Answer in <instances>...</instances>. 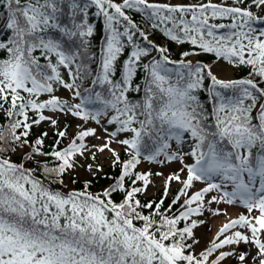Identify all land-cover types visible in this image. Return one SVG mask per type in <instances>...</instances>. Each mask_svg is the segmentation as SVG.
Returning <instances> with one entry per match:
<instances>
[{"label": "snow or ice", "instance_id": "obj_1", "mask_svg": "<svg viewBox=\"0 0 264 264\" xmlns=\"http://www.w3.org/2000/svg\"><path fill=\"white\" fill-rule=\"evenodd\" d=\"M0 6L6 10L0 26L9 33L0 40L6 56L0 58V111L8 117V124L0 125V264H225L230 258L233 264H264V29L257 33L253 27L264 23V15L255 11H264V0H232L231 5L212 0H0ZM93 6L104 17L106 38L93 87L81 90L77 80L92 75L81 56L94 32L88 22ZM127 10L142 13L152 29L200 52L183 51L173 60ZM224 19L230 22H210ZM52 30L62 39L46 36ZM137 34L144 44L136 41ZM128 46L120 79H113ZM38 50L46 64L35 55ZM201 52L225 61L217 64L222 73L242 66L250 71L240 79L220 78L212 65L189 59ZM61 67L68 69L69 81L62 78ZM137 67L146 73L142 88L132 83ZM57 85L70 92V100L55 95ZM201 90L210 98V113L198 96ZM130 91L143 96L131 100ZM43 94L48 99L41 100ZM69 116L85 123L61 148L67 126L60 127V117ZM90 121L98 128H88ZM42 122L55 136L47 151L48 131L29 139L33 125ZM125 133L130 135L120 138ZM88 137L104 142L89 145ZM114 145L128 159L122 160ZM18 150L28 160L46 159L38 162L39 169L26 167L11 158ZM106 152L112 166L121 167L115 185L94 194L86 178L82 190L65 183L77 167L91 175L103 172L95 162L97 153ZM78 158L92 163L80 165ZM142 160L167 174L133 172ZM172 164L178 167L169 169ZM153 175L166 182L163 198L142 204L137 194L147 191ZM126 179L131 181L127 187ZM173 182L182 188L172 205L182 210L170 216L171 205H164ZM197 183L204 186L190 193ZM114 192H123V200L115 201ZM222 203L242 205L245 212L197 252L195 229L207 224L211 231V225L208 217H194L225 214L226 209L211 207ZM145 209L151 211L145 214ZM241 243L255 251L224 250Z\"/></svg>", "mask_w": 264, "mask_h": 264}, {"label": "trees", "instance_id": "obj_2", "mask_svg": "<svg viewBox=\"0 0 264 264\" xmlns=\"http://www.w3.org/2000/svg\"><path fill=\"white\" fill-rule=\"evenodd\" d=\"M81 2L82 3L86 2V0H81ZM115 2L116 3H122V0H115ZM156 2H158V3H173V4H175V3L188 4V3H194V2H196V0H181L179 2H174L173 0H156ZM212 2L216 3V4L227 3L228 5H231L232 0H212ZM248 2L250 3V0H248ZM5 11L6 10L3 9L2 6H0V16H2ZM96 11H97V9L94 6L90 7L88 10V22L94 26V32H93V35L91 37L87 38L89 41L87 52H82L81 59L85 60L88 63L90 70L92 71V75L83 81L77 80V83L81 85V90H83V88H85V87H87V88L93 87L91 81L94 78L96 72L99 70L101 48L104 45L105 38H106L104 17L102 15L97 16L95 14ZM255 11L259 15H264V11H261L260 9H255ZM127 14L129 16H131V18L138 25H140V27L143 31H145L149 34V40L153 41L156 45L168 48L170 51V54H171V58L173 60L180 59L181 57L179 54L183 51H190L191 50L194 52H200V50L198 48L191 45L190 43L178 44L175 41H172L167 36H165L164 33L162 31H160L159 29H152L150 27L149 21L144 17V15L142 13H137L134 10H127ZM210 22H213V23H229L230 21L224 19V20H214V21H210ZM253 27H255L257 29V33H258L261 29H264V23H255V24H253ZM219 31H226V30H219ZM8 34H9L8 30L3 29V27L0 26V40H3ZM46 36H50L54 39H62L61 35L54 30L46 33ZM135 39L138 43H141V44L145 43L139 37L138 34H137V37ZM63 40H64L66 45L68 43H71V41H67L66 38H63ZM76 44H79V40L76 41ZM130 52H131V47L128 46L124 49V52L118 58L117 74L115 77H113V79H117V80L120 79L123 62L128 58ZM35 55L40 57V62L42 64L47 63V61L44 59V57L40 55L39 50L35 53ZM152 55H156V53L153 52ZM0 58H6L5 53L3 51H0ZM89 58H91V59H89ZM52 59H53V63H55L56 58L53 56ZM150 59H151V57L143 58L141 61V64L147 63ZM189 59H192L194 62L195 61H201L203 63L210 64V65H212V67L214 66V63L216 61H218L217 58L213 54L202 53V52L199 55H194V56L189 57ZM77 62L79 63L80 61L78 60ZM170 67H171V65H170ZM59 70H60L62 78L65 81H69L71 79V77L68 75V69L61 67ZM249 71H250V69L248 67H243V66L239 67L236 69V75L233 77V79L244 78L248 75ZM214 74H216L215 71H214ZM145 76H146V73H145L144 69L142 67H137V71H136V73L133 77V81H132L133 86L140 85L142 88L144 85ZM209 83H210V81H208V80L205 81V89L207 88ZM63 88H64L63 86L57 85L56 91H55V95L59 96L61 99H63V97L60 94V92L63 91ZM96 91H101V89L97 86ZM128 96H129V99L135 100L138 98H142L143 92L137 93V92L130 91L128 93ZM198 96H199L201 102L205 105L208 112L210 113L211 112V102H210V98L208 96L207 91L201 90L198 93ZM70 97H71V94H70ZM40 99L41 100L48 99V95L43 94V95H41ZM73 102H75V101H73ZM99 106H100L99 104H96V105H90L89 107H99ZM44 114L47 115L48 111L45 110ZM29 115H30V118H35L32 113H30ZM75 119L76 118L69 117L67 119L66 123L60 125L61 128L67 126V137L61 140V142H60L61 148L67 147L71 143L72 139L74 138L73 134L78 133V131L80 130L78 128L74 132L69 131V129L73 125ZM103 122L104 121H102V123ZM84 123L85 122L80 120V125H83ZM7 124H8V117L6 115H4L3 111H0V125L6 126ZM86 126L88 128H97L96 127L97 125L95 124L94 121L88 122ZM111 130H112V127H111ZM41 131H48L49 132V137L46 139L45 150L46 151L51 150L50 146L52 145L53 140L55 139V136L53 135L52 130H51V128L47 122H42L38 126L33 125V130H32V133L30 134L29 139L31 140V139H33L34 136L39 135V133ZM129 135L130 134H127V133L121 134L120 138H127ZM85 142L87 143V138H86ZM25 151H27V150H25ZM118 151L120 152L122 160L128 159L125 151L122 148L119 149ZM11 158L16 162L24 163L26 167H31L33 169H39L41 167V165L38 164V162L46 159L45 157L36 156L32 160H28L26 158H23L22 154H17V153L12 154ZM78 159H79V163H82L81 158H78ZM142 162H144V161L142 160L141 163L138 164L136 166V168L133 169L132 171L136 172V173L145 172L146 170L141 166ZM53 163H54V161H53ZM101 166L103 168V172L97 173L96 175H90L88 178H86V179L91 181V185L89 186L88 190L94 194L100 193L103 190L108 189L111 186L115 185L117 178L121 174V167L119 165H117L115 167L112 166L111 157H110V160L108 161V163H104ZM75 170L71 174H69L68 177L65 178V183L68 184V181L71 182V179H75L76 183L72 184L73 189L82 190L83 189V180L79 178V176L75 172ZM37 175L40 176L41 179H43V174L41 171H37ZM150 179L152 181L153 176ZM130 183H131V181L126 179L125 186L127 187ZM141 184H142V182L137 181V185H141ZM198 184H200V183H197L194 188H196ZM203 186L204 185H202V184L199 185L197 190H199ZM53 187L54 188H60L61 186L60 185H53ZM181 188H182V186L181 187L176 186L173 188H170V187L168 188V194H167V197L165 199L164 207L167 208L169 205H171V212L167 213L170 216L179 215V212L182 210L180 208L179 204L172 205V201L175 199L177 193L179 192V190ZM194 188L189 190V192L190 193L194 192ZM164 191H165V187H162V188L160 187L159 189L155 190L154 192H148V188H147L146 192H144L142 194H137V198H139L141 200L142 204L145 202H148V201L159 202V200L161 198H163ZM123 198H124L123 192H114L113 193V199L115 201L120 202L123 200ZM182 202H183V197L181 198V203ZM193 206H195V205H193ZM150 211L151 210H149V209L144 210L145 214H147ZM194 218L201 219V217H194ZM178 227H183V222H181V224L178 225ZM219 232L216 233V235L213 236V238H211V240L215 239V237L219 234ZM195 235H196L197 239L199 240L200 237H199V234L197 233V229H195ZM209 242L206 244L205 247L210 246ZM200 250L201 249H199L198 245H197L196 251L199 252Z\"/></svg>", "mask_w": 264, "mask_h": 264}, {"label": "rangeland", "instance_id": "obj_3", "mask_svg": "<svg viewBox=\"0 0 264 264\" xmlns=\"http://www.w3.org/2000/svg\"><path fill=\"white\" fill-rule=\"evenodd\" d=\"M174 2H179L181 0H173ZM217 64H226L225 61H217L214 66H213V69L215 71V73L221 77V78H233L235 75H236V69L237 68H231V70L225 74V73H222L221 71H219V69L217 68ZM60 94L62 95L63 99H70V92L63 88V91L60 92ZM47 115H51L50 112H48ZM71 117V116H69ZM69 117H60V125L66 123L67 119ZM80 125V119L79 118H76L74 120V123L73 125L70 127L69 131L70 132H74L75 130L78 129V126ZM98 128V126H96ZM111 127L112 126H109V131H111ZM97 134L99 136H101L102 138L104 137V132L102 130H99L98 129V132ZM104 142V139H100V140H97L95 137H88L87 138V143L89 145L91 144H102ZM115 146V145H114ZM117 147V150L121 149L119 148L118 146H115ZM18 154H21V152L18 150L17 151ZM97 156H98V160L95 162L99 165H102L104 163H108V161L110 160V157H111V154L110 153H103V154H100V153H97ZM82 160V163H79L80 165H87L88 163H92V161L90 160H84L83 158H81ZM145 170H152L153 172H156V171H165V169H162L160 168L159 166L155 165V164H149L147 162H142V165H141ZM178 167V165H175V164H172V165H169L168 168L171 169V168H176ZM75 172L78 174L79 178L82 179L83 178H88L91 174H87L85 172V168L84 167H77V169L75 170ZM165 174H167V171H165ZM68 185L69 187L71 188L72 184L70 181H68ZM201 185V184H198L196 188H194V191L197 190L198 186ZM181 187L182 185L179 183V182H173L170 186V188H173V187ZM162 188V187H166V182L164 180L163 177H159V176H155L153 175V179H152V182L149 184L148 186V192H154L155 190L159 189V188ZM207 207V205H205ZM213 209L219 207L220 209H226V213L225 214H222V215H219V216H210L209 213L205 212V215L203 218L205 217H208V224L211 225V231L208 230V226L207 224L205 225H202L200 227L197 228V233L199 234V245H198V248L199 249H202L206 246V244L211 240V238H213V236L216 235V233H218L220 231V229L223 227L224 224L226 223H229L231 220L233 219H236L238 218V216L242 213L245 212V209L243 208L242 205H226V204H219V205H212L211 206ZM256 213L254 212L253 215H255ZM238 230V229H237ZM233 248H235L236 251H239L240 249H244V248H247L249 249L250 251L254 252L255 249L251 246V245H244L243 243H241L240 245L238 246H231V247H226L224 250L225 251H229V250H232ZM225 264H233V260L230 258L228 259L227 261H225Z\"/></svg>", "mask_w": 264, "mask_h": 264}]
</instances>
